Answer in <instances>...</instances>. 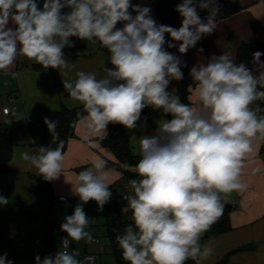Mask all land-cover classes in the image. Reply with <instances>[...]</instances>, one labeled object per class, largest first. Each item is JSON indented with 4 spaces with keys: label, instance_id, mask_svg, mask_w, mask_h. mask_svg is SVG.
Masks as SVG:
<instances>
[{
    "label": "clouds",
    "instance_id": "1",
    "mask_svg": "<svg viewBox=\"0 0 264 264\" xmlns=\"http://www.w3.org/2000/svg\"><path fill=\"white\" fill-rule=\"evenodd\" d=\"M197 8L208 11L206 20ZM175 10L182 17L178 29L158 24L150 7L131 0H43L42 8L37 0H0V71L5 75H18L12 69L20 56L46 69H68L63 49L74 47L70 37L99 41L107 49L113 67H104L102 77L78 71L74 79L62 81L83 106L77 118L89 137L106 139L109 123L135 129L149 106L172 117L159 121L153 135L141 137L134 167L122 164L138 177L128 181L131 194L123 197L132 223L115 237L128 264H186L189 259L203 264L212 256L202 236L224 214L221 194L246 190L241 182L246 157L253 151V138L264 137V109L255 104L264 101V91L258 90L264 88V54L259 51L253 53L258 75L228 52L193 66L195 107L167 90L172 80L184 78L181 66L187 65L165 49V44L177 47L166 34L185 54L216 29L220 6L218 0H182ZM10 21L15 28L8 27ZM119 22L122 28H117ZM4 111L13 119H27V112L14 107ZM44 123L51 134L49 146H40L34 154L24 152L21 159L45 181H53L63 174L65 141L57 131L58 121L45 117ZM105 168L106 162L97 160L77 174L73 194L81 203L60 225L66 233L62 250L54 257L35 256V264H82L69 249L73 241L96 242L86 230L93 220L83 204L95 201L103 212L110 202L113 193ZM7 203L0 196V205ZM0 264H12L7 253L0 255Z\"/></svg>",
    "mask_w": 264,
    "mask_h": 264
},
{
    "label": "crops",
    "instance_id": "2",
    "mask_svg": "<svg viewBox=\"0 0 264 264\" xmlns=\"http://www.w3.org/2000/svg\"><path fill=\"white\" fill-rule=\"evenodd\" d=\"M158 2L159 0H132L134 5L147 7H155ZM241 3L243 8L239 13L227 18H216V29L211 34L204 35L187 51L190 69L201 63L206 64L213 55L219 56L224 52L230 53L236 62L238 48L243 41L264 42V0H241ZM197 11L200 18L206 20L208 11L200 8H197ZM156 21L158 24H164L160 19ZM8 27L16 26L10 21ZM206 37L208 41L205 40ZM165 38L169 40L168 34ZM164 47L169 51L167 44ZM63 52L70 62L68 69H46L20 56L12 69V72L18 75H5L0 71V123L10 125L14 142L10 168L0 173V196L8 201L7 204L0 205V255L7 253V259L11 260L12 264H35V256L39 255L41 259L47 255L54 257L57 251L62 250L60 239L51 235L50 226L55 221L63 223L64 218L72 215L75 206L81 203L79 197L73 194V185L80 171L91 167L97 160H103L106 162L104 171L107 172L109 185L125 178L123 170L113 164L117 161L114 152L104 146L98 137H89L83 124L76 119L68 139V148L64 152L63 174L52 181L55 198L66 195L67 200H54L49 212L39 210V194L33 188L39 187L41 176L21 159L22 153L34 154L39 149L29 129L30 121L49 117L50 112L63 106L75 108L82 105L66 92L63 80L74 79L78 71L94 72L100 78L104 75V67H113L108 60L110 54L100 48L98 41L95 44L88 41L83 48L65 47ZM251 70L254 74H259L257 66ZM167 90L178 95L174 80L170 82ZM12 98L16 99L18 112H27L26 120L13 119L3 111L5 105L13 104ZM191 99L192 106L195 107L198 102L196 87ZM170 116L162 110H154L151 106L143 109L135 129L124 127L130 135L132 152L139 154L141 137L153 135L159 121L170 119ZM262 143L263 139L258 134L252 141L253 151L246 157L241 175V182L247 185L246 190L221 194L224 207L233 204V208L229 210L233 228L206 239L202 236L201 243L209 244L213 249V255L204 260L203 264H218L226 256V264H264ZM127 184L128 181L125 180L122 193L127 192L129 195ZM83 209L93 220L86 230L93 237H99L100 243L73 241L71 251L83 257L87 252L97 253L99 261L103 264V255L112 250L110 240L106 243L102 238V234L106 232L105 206L103 212H99L96 202L90 200L83 204ZM246 245L250 247L241 248Z\"/></svg>",
    "mask_w": 264,
    "mask_h": 264
},
{
    "label": "trees",
    "instance_id": "3",
    "mask_svg": "<svg viewBox=\"0 0 264 264\" xmlns=\"http://www.w3.org/2000/svg\"><path fill=\"white\" fill-rule=\"evenodd\" d=\"M181 2L182 0H159L155 7H150L151 14L155 20L160 19L164 24L178 29L181 26L182 17L175 9ZM37 3L38 6L42 8L43 0H37ZM218 3L220 10L216 18H227L233 16L239 13L243 8L241 0H218ZM64 11L67 12L68 9H64ZM129 11H131V9H129ZM132 15L135 16L136 13L133 12ZM122 27L123 22H119L117 24V28ZM69 40L74 42V47L77 48H83L88 43V41L81 40L77 37H70ZM168 42L177 44V47L169 48V52L180 57L183 62H186V67L183 65L181 66L184 78L179 81L174 80V82L177 85L180 101L192 106L191 95L193 89L196 87V82L193 81L190 76L191 69L187 59V52L185 54L179 53V42L172 41L170 36ZM99 45L102 50L108 52L107 49L100 44V42ZM257 51L264 54L263 41H243L238 48L236 63H243L250 69L256 67L257 65L253 63V53ZM260 62L264 64V55H261ZM258 90L264 91V88H260ZM255 104H259L261 109H264V101H256ZM255 104L253 106H255ZM146 109L147 107L144 110ZM82 110V105L75 108L63 106L61 109L49 113L48 118L59 122L57 131L60 138L65 141L64 152L68 148V139L72 132L71 123L78 119L77 112H81ZM261 115H264V112H262ZM171 118L172 117L170 116V119ZM107 128V138L104 140L99 139V141L104 146L109 147L116 155L117 161L113 162V164L123 170L125 178H138L134 171H126L122 167V164L124 163L134 167L140 159L139 154L133 153L131 150L129 133L125 130L124 126L120 124L109 123ZM29 129L36 145L39 147L49 146L51 142V134L44 123V119L30 121ZM262 139L263 143L261 152L264 153V137H262ZM52 146L55 147V145ZM13 152L14 142L12 139L11 127L7 123H0V173L9 170ZM117 182L110 184V190L113 195L110 202L105 205V226L112 252L115 257L114 264H128V262L124 261L122 258V251L119 248L115 237L116 235L123 233L125 225L132 223V212L127 206V201L123 198V193L117 188ZM33 189L39 194V210L42 212H49L52 209V205L55 200L52 181H45L41 176L39 187H34ZM232 228L233 225L231 222L230 211L227 207H224V214L217 220L216 223L212 225L211 229L204 234L203 239L227 232ZM249 247L250 245H246L241 248ZM227 261L228 256H226L218 264H226ZM186 264H195V261L189 259L186 261Z\"/></svg>",
    "mask_w": 264,
    "mask_h": 264
},
{
    "label": "built area",
    "instance_id": "4",
    "mask_svg": "<svg viewBox=\"0 0 264 264\" xmlns=\"http://www.w3.org/2000/svg\"><path fill=\"white\" fill-rule=\"evenodd\" d=\"M12 100H13V104L12 105H5L4 107H3V111H4V109L5 108H17L18 107V104L16 103V99L15 98H12ZM5 112V111H4ZM71 125H74V121L71 123ZM125 195H128V193L127 192H124L123 193V197L125 196ZM55 200H58V201H65V200H67V196L66 195H59V196H57L56 198H55ZM62 223H60V222H52L51 223V226H50V232H51V235L52 236H58L59 237V239H60V243H61V246H62V240H63V238H65L66 237V233H64L63 231H61L60 230V225H61ZM94 238V240L96 241V243H100V238L99 237H93ZM73 243V242H72ZM71 247H72V244H71ZM71 247H70V251H71ZM86 257H92L93 259L92 260H88V261H86V262H88L89 264H101V262L99 261V255L97 254V253H94V252H87V253H85V255H84V259L86 258Z\"/></svg>",
    "mask_w": 264,
    "mask_h": 264
},
{
    "label": "rangeland",
    "instance_id": "5",
    "mask_svg": "<svg viewBox=\"0 0 264 264\" xmlns=\"http://www.w3.org/2000/svg\"><path fill=\"white\" fill-rule=\"evenodd\" d=\"M205 40L208 41V38L206 37ZM124 179L129 181L130 179H135V178H124ZM124 179L122 178V179L118 180L117 185H116L120 192H123V190H124V186H123L124 181H125ZM102 238L104 239V241L106 243L109 242V239H108V236H107V232L102 234ZM56 247L58 248L59 245H56ZM77 259H79L82 262V264H89L88 262L85 261L83 256H79L78 255ZM114 263H115L114 254H113L112 250H109L103 255V264H114Z\"/></svg>",
    "mask_w": 264,
    "mask_h": 264
},
{
    "label": "water",
    "instance_id": "6",
    "mask_svg": "<svg viewBox=\"0 0 264 264\" xmlns=\"http://www.w3.org/2000/svg\"><path fill=\"white\" fill-rule=\"evenodd\" d=\"M227 208H228L229 210H231V209L233 208V204H228V205H227Z\"/></svg>",
    "mask_w": 264,
    "mask_h": 264
}]
</instances>
